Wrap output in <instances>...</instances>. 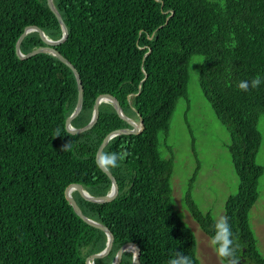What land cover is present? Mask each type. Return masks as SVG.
<instances>
[{"label": "trees", "instance_id": "1", "mask_svg": "<svg viewBox=\"0 0 264 264\" xmlns=\"http://www.w3.org/2000/svg\"><path fill=\"white\" fill-rule=\"evenodd\" d=\"M51 1L67 28V39L54 50L76 69L82 85L81 110L71 126L87 125L96 97L107 93L139 129L115 135L103 148L118 152L123 144L130 153L108 171L118 187L115 199L92 203L71 193L82 214L114 236L109 254L93 264H113L127 242L137 244L138 264H168L178 251L199 264L194 234L172 202L173 148L167 143L177 101L189 110L194 55L201 61L193 72L227 132L224 145L238 180L236 194L224 204L239 245L236 258L264 264L249 222L264 173L255 160L264 83L248 91L238 87L258 75L264 79V0ZM27 27L40 28L43 36L27 32L21 55L42 47L44 38L62 36L46 0H0V264H85L105 248L107 237L76 214L64 191L77 184L92 197L108 194L112 183L97 167L96 153L108 133L130 127L109 101H101L96 123L69 133L65 121L76 107V78L55 57L17 56ZM195 176L184 204L211 240L215 222L191 197ZM132 257L125 251L120 264H131Z\"/></svg>", "mask_w": 264, "mask_h": 264}, {"label": "rangeland", "instance_id": "2", "mask_svg": "<svg viewBox=\"0 0 264 264\" xmlns=\"http://www.w3.org/2000/svg\"><path fill=\"white\" fill-rule=\"evenodd\" d=\"M200 61V56L194 55L191 58L187 96L189 110L185 111L186 103L179 99L170 118L167 135V143L173 148L170 185L174 208L194 234L199 264H222L210 245V239L202 232L184 204L185 193L195 171L191 197L203 214H211L214 222L224 216V204L231 195L236 194L238 188L231 156L224 145L228 140L227 132L205 101L193 72ZM188 127L195 136L194 142L191 141ZM258 129L262 141L255 160L264 167L263 117L259 119ZM258 195L249 211V222L257 239L258 251L264 258V173L259 179ZM126 252L130 253L131 250Z\"/></svg>", "mask_w": 264, "mask_h": 264}, {"label": "water", "instance_id": "3", "mask_svg": "<svg viewBox=\"0 0 264 264\" xmlns=\"http://www.w3.org/2000/svg\"><path fill=\"white\" fill-rule=\"evenodd\" d=\"M46 1H47V5H48L49 9L55 15V17L57 18V20H58V22L60 24V27H61V30H62L61 38L59 40H57V41H50V40L44 38L45 44L42 47L32 51L31 53H29L27 55H21L19 53V44H20L21 40L24 38V36H25V34L27 32L36 31L40 36H43L40 28H38V27H27L24 30V32L21 34L18 42L16 43L15 51H16L17 56L20 59L28 58L31 55L35 54V53H41V54H44L47 57H55L57 59H60L63 63H65L72 70L73 75L75 76L77 84H78V93H77V101H76V107L74 109V112L65 121V129L69 133H71V134H79V133H82L84 131L89 130L96 123V121L98 119L99 103L101 101H109L113 105V107H114L115 111L117 112V114L124 121H126L128 123V125L130 127L129 129H118V130L112 131V132L108 133L103 138V140H102V142H101V144H100V146L98 148V151L96 153V159H97V154L103 151V148H104L106 142L109 139H111L115 135L137 134L139 132V129H138L137 124H135L132 120L128 119L124 115V113H123L118 101L115 98H113L111 95L107 94V93L100 94V95H98L96 97L95 102H94L93 115H92V117H91V119H90V121H89V123L87 125H85L84 127L78 128V129H75V128H73L71 126L72 120L79 114V112L81 110V106H82V85H81V82H80V79H79V74L76 71V69L70 64V62L64 56H62L60 53H58L57 51L54 50V47L56 45L62 44L67 39V28H66L64 22L62 21L60 15L57 13L55 7L53 6L52 1L51 0H46ZM140 125L142 126L141 122H140ZM101 171L104 172L109 177V179L111 180V183H112V186H111V189H110L109 193L106 194L105 196H98V197L89 196L77 184H71V185L67 186L65 191H64L65 198L72 205V207H73L74 211L76 212V214L84 222H86L87 224L92 225V226L97 227L100 230H102L105 233L106 237H107V242H106L105 248L100 253L93 254V255H90L89 257H87L86 260H85V264H93L94 260L101 259V258L107 256L109 254L111 248H112L113 243H114V236L106 227H104V226H102V225H100V224L88 219L87 217H85L82 214V212L79 209L76 201L72 198L71 192L75 191L76 193H78V195L82 199H84V200H86L88 202H92V203H103V202L111 201V200L115 199L117 194H118V187H117L116 181H115L114 177L108 171H104V170H101ZM128 250H131V252L133 253L131 264H138L140 252H139V248H138L137 244H135L133 242H127V243H124L123 245H121V247L119 248V250L117 252V255L115 257V260H114L113 264H120L121 260L123 258L124 252L128 251Z\"/></svg>", "mask_w": 264, "mask_h": 264}, {"label": "clouds", "instance_id": "4", "mask_svg": "<svg viewBox=\"0 0 264 264\" xmlns=\"http://www.w3.org/2000/svg\"><path fill=\"white\" fill-rule=\"evenodd\" d=\"M264 83L259 75L251 79V81H241L238 87L242 91H248L249 88H258ZM59 132H57V136ZM70 147L69 143L65 144L62 150H66ZM121 150L118 152H100L97 154L96 164L101 170L110 171L112 168L118 166V161L126 159L130 153L127 151L126 145L120 146ZM214 235L211 237L210 245L213 247L216 256L222 261V264H239V260L236 258V249L239 245H236L233 240V232L228 223V218L221 216L214 223ZM168 264H193V260L190 256L185 255L183 252L178 251L175 255L169 259Z\"/></svg>", "mask_w": 264, "mask_h": 264}]
</instances>
